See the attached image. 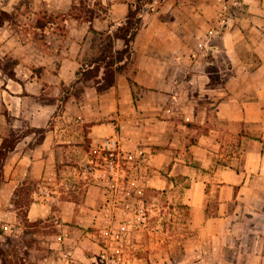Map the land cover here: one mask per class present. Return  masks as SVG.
I'll use <instances>...</instances> for the list:
<instances>
[{
    "label": "crops",
    "instance_id": "1",
    "mask_svg": "<svg viewBox=\"0 0 264 264\" xmlns=\"http://www.w3.org/2000/svg\"><path fill=\"white\" fill-rule=\"evenodd\" d=\"M31 1L27 14L17 9L22 0L0 3L21 18L0 24V147L12 133L21 135L2 168L0 242L14 231L20 206L12 198L21 186L33 185L30 221L45 218L52 199L75 203L59 196L69 191L68 173L83 163L88 191L100 188L93 177L101 170V148L115 136L126 153L154 168L151 185L202 215L200 232L214 240L218 256L264 264V0L233 6L230 25L207 52L198 44L216 25L223 0L146 6L128 70L103 92L87 86L82 99L66 95L97 50L91 27L110 30L129 4ZM82 1L90 8L102 1L108 9L92 22L72 17ZM41 14L55 19L40 26ZM122 46L118 41L115 48ZM210 192L218 200L208 213Z\"/></svg>",
    "mask_w": 264,
    "mask_h": 264
},
{
    "label": "rangeland",
    "instance_id": "2",
    "mask_svg": "<svg viewBox=\"0 0 264 264\" xmlns=\"http://www.w3.org/2000/svg\"><path fill=\"white\" fill-rule=\"evenodd\" d=\"M159 1H154V5ZM34 6L31 0H22L17 9L27 14ZM38 8L45 10L46 3H40ZM2 9L0 6V17L5 18ZM17 9L7 16L12 22L21 19ZM106 154L101 153L98 163L101 170L93 177L100 188L88 191L87 182L91 177L84 171L89 168L86 163L77 166L64 181L69 191L59 196L61 200L75 203H55L56 199H52L54 208L40 220L28 218L33 185H24L27 187L17 204L20 205L18 217L12 221L13 230L19 233H10L16 238L14 243L19 245L24 264L257 262L253 258H242L237 263L234 256H218L220 250H216L214 240L200 232L202 215L175 194L151 185L149 177L156 172L147 161L137 160L122 149L116 158L117 165L111 168ZM206 199L210 213L216 207L218 194L210 192Z\"/></svg>",
    "mask_w": 264,
    "mask_h": 264
},
{
    "label": "trees",
    "instance_id": "3",
    "mask_svg": "<svg viewBox=\"0 0 264 264\" xmlns=\"http://www.w3.org/2000/svg\"><path fill=\"white\" fill-rule=\"evenodd\" d=\"M129 4V11L127 16L118 22H112L111 28L108 31L96 30L93 26L94 32V44L97 45L96 52L87 60L82 63V66L78 70L75 81L68 88L71 90L70 94L66 95V98L71 95L78 99L83 98V92L87 86H96L100 92H103L113 86L116 82V77L119 74L125 73L131 62L136 57V50L134 44L137 36L139 35L144 24L145 7H148L149 11L157 10L165 0H160L158 4L154 5L156 0H120ZM96 7L90 8L86 6L85 1H82L79 5H75L72 8L70 15L72 17L81 19L84 18L92 22L96 15L102 14V12L108 9L102 1H97ZM2 14L5 18L0 17V24L6 20L11 19L7 17L10 12L2 9ZM60 15L56 18L61 22ZM54 16H47L46 14L40 15L38 24L40 26H48L53 21ZM61 24V23H60ZM118 41L123 42L122 47L115 48ZM11 63H5V67L13 66L14 61L11 58ZM21 135L12 133L6 137L0 147V187L3 181L2 168L6 162L7 156L12 151ZM27 186H21L15 192L12 201L16 203L20 202L24 190ZM31 187V194H32ZM33 200V198H31ZM32 200L29 204H31ZM30 206V205H29ZM16 238L10 234L5 235L4 241L0 242V261L1 264H24L22 261V255L19 251L18 243H14Z\"/></svg>",
    "mask_w": 264,
    "mask_h": 264
},
{
    "label": "built area",
    "instance_id": "4",
    "mask_svg": "<svg viewBox=\"0 0 264 264\" xmlns=\"http://www.w3.org/2000/svg\"><path fill=\"white\" fill-rule=\"evenodd\" d=\"M242 0H223L220 8L218 9V19L216 25L209 30L208 36L199 42V48L207 52L210 48V40L217 34H222L223 30L230 25L232 19V8L233 6L240 5ZM119 141L115 136H111L105 139L102 145L101 153L105 151L106 157L109 160L111 168H115L117 165L116 158L120 155Z\"/></svg>",
    "mask_w": 264,
    "mask_h": 264
}]
</instances>
